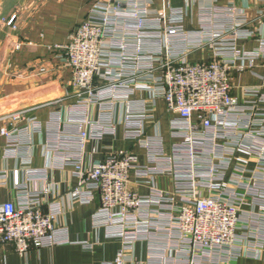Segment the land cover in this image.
I'll return each mask as SVG.
<instances>
[{
    "label": "built area",
    "instance_id": "built-area-1",
    "mask_svg": "<svg viewBox=\"0 0 264 264\" xmlns=\"http://www.w3.org/2000/svg\"><path fill=\"white\" fill-rule=\"evenodd\" d=\"M186 15L183 8L153 13L136 0H95L68 43L51 48L71 71L76 103L64 122L60 111L52 113L46 147L79 181L68 198L90 205L98 196L95 228L121 241L114 261L104 264H126L140 242L149 245L148 264H237L264 255V72L256 71L264 69V9L252 18L234 3L204 7L195 31L184 28ZM15 19L3 22L15 30ZM249 42L257 47L248 50ZM202 49L211 60L188 61ZM245 73L260 84L236 96L232 80ZM159 97L171 116L169 142L148 131ZM94 106L97 119L89 117ZM24 113H10V128L1 130L4 157L23 167L14 171L15 201L0 203V245L21 257L71 244L60 224L62 204L49 202L44 212L46 190L30 187L45 173L30 167L33 135L43 127L36 118L19 127ZM118 125L146 164L130 151L87 164V143L116 135ZM132 174L146 179L149 194L130 189ZM162 176L171 178V189L158 186ZM7 179L0 171V187Z\"/></svg>",
    "mask_w": 264,
    "mask_h": 264
},
{
    "label": "crops",
    "instance_id": "crops-1",
    "mask_svg": "<svg viewBox=\"0 0 264 264\" xmlns=\"http://www.w3.org/2000/svg\"><path fill=\"white\" fill-rule=\"evenodd\" d=\"M141 6L153 13L169 8L187 9L184 28L195 31L200 25V10L204 7H226L231 3L240 10L257 18L264 3L258 0H136ZM95 0H0V171L7 175V187H0V203L15 201L13 189L14 171L23 166L17 159L5 158L6 138L1 135L4 127L10 128L5 120L10 113L25 110V120L19 127L27 126L28 119L36 118L41 122L43 131L33 135L31 145V168L43 170L41 177L31 182L32 189H45L42 210L47 212L49 202L58 201L64 208L60 224L68 228L71 244L53 248H31L26 257H21L12 245H0V264H104L112 262L121 249L120 239L110 238L104 228H95L92 216L100 208L97 196L90 205H81L71 201L68 194L78 186V179L71 167H62L58 156L48 152L47 136L51 128L47 124L52 113L60 111L63 122L67 109L76 103L75 89L71 86V71L60 65L51 51L54 45H65L70 34L87 18ZM15 16L16 29L3 22L5 18ZM252 50L256 42L246 43ZM212 59L211 51L197 50L188 56V61L198 63ZM256 71L263 73V68ZM95 79V85H100ZM233 92L241 95V88L260 84L249 73L237 75L232 80ZM137 99L150 101L149 93H138ZM154 120L147 126L150 134L160 132L169 142V121L167 105L162 97L156 98ZM124 107L118 109L116 119L123 114ZM121 113V114H120ZM98 108L91 107L89 117L98 118ZM157 126V129L155 127ZM130 151L138 156L139 162L146 164L143 150L124 140L123 128L117 126L116 135H106L102 140L89 141L86 145L85 162L105 161L117 154ZM24 177V176H23ZM139 181H141L139 183ZM146 179L140 180L131 175L130 189L141 195L149 194ZM162 189H171L172 181L168 176L157 178ZM83 243L92 244L91 249ZM149 245L137 243L133 253L129 254L126 264H148ZM237 264H264V255L260 259H241Z\"/></svg>",
    "mask_w": 264,
    "mask_h": 264
},
{
    "label": "rangeland",
    "instance_id": "rangeland-1",
    "mask_svg": "<svg viewBox=\"0 0 264 264\" xmlns=\"http://www.w3.org/2000/svg\"><path fill=\"white\" fill-rule=\"evenodd\" d=\"M17 111H20V110H17ZM15 112V111H14Z\"/></svg>",
    "mask_w": 264,
    "mask_h": 264
}]
</instances>
